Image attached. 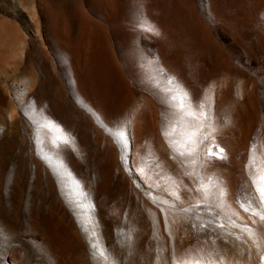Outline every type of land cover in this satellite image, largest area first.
Segmentation results:
<instances>
[{"label":"rangeland","instance_id":"rangeland-1","mask_svg":"<svg viewBox=\"0 0 264 264\" xmlns=\"http://www.w3.org/2000/svg\"><path fill=\"white\" fill-rule=\"evenodd\" d=\"M261 177L264 0H0V264H264Z\"/></svg>","mask_w":264,"mask_h":264},{"label":"snow or ice","instance_id":"snow-or-ice-1","mask_svg":"<svg viewBox=\"0 0 264 264\" xmlns=\"http://www.w3.org/2000/svg\"><path fill=\"white\" fill-rule=\"evenodd\" d=\"M261 179H264V177H261ZM252 184H253V187H254L255 192L257 194V198H258L257 199V207H264V188H258V187H256V181H255V179L252 180ZM221 195H223V190H221ZM252 202H253L252 200H249L248 201V204L251 205ZM242 206H244L243 203H242ZM254 214L260 215L261 216V219L264 220V214H262L260 212H257V213H254Z\"/></svg>","mask_w":264,"mask_h":264}]
</instances>
